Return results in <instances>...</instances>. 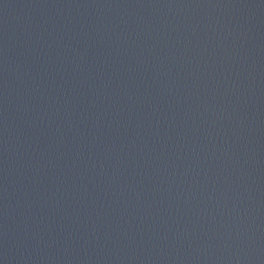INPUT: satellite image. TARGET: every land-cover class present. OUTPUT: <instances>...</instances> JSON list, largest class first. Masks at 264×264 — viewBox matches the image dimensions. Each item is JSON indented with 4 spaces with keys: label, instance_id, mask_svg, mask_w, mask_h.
Returning a JSON list of instances; mask_svg holds the SVG:
<instances>
[{
    "label": "water",
    "instance_id": "water-1",
    "mask_svg": "<svg viewBox=\"0 0 264 264\" xmlns=\"http://www.w3.org/2000/svg\"><path fill=\"white\" fill-rule=\"evenodd\" d=\"M0 264H264V0H0Z\"/></svg>",
    "mask_w": 264,
    "mask_h": 264
}]
</instances>
